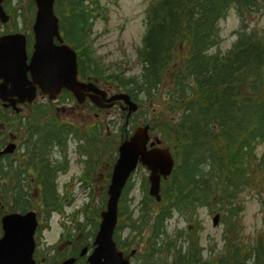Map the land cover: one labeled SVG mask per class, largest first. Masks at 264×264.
<instances>
[{
    "label": "trees",
    "instance_id": "obj_1",
    "mask_svg": "<svg viewBox=\"0 0 264 264\" xmlns=\"http://www.w3.org/2000/svg\"><path fill=\"white\" fill-rule=\"evenodd\" d=\"M98 3L56 0L57 13L69 12L61 16L68 42L83 45ZM229 9L241 27L231 49L221 52L218 22ZM263 9L264 0H148L147 32L137 50L141 70L130 78L131 91L157 105L154 118L144 121L171 149L177 165L172 179L163 182L161 201H142L138 217H127L131 240L126 237L122 244L128 249L140 244L135 256L142 264H264V234L245 241L238 223L240 192H264V153L254 152L264 142V28L260 35L244 25ZM52 112L47 105L32 110ZM97 130L79 127V137H88L92 146L112 147L121 135L105 142ZM27 205L19 189L3 210L24 211ZM201 207L219 213L224 222L223 247L210 245L206 257L193 224ZM172 213L188 226L168 233L165 222ZM116 241L121 243L118 235Z\"/></svg>",
    "mask_w": 264,
    "mask_h": 264
},
{
    "label": "rangeland",
    "instance_id": "obj_2",
    "mask_svg": "<svg viewBox=\"0 0 264 264\" xmlns=\"http://www.w3.org/2000/svg\"><path fill=\"white\" fill-rule=\"evenodd\" d=\"M29 2H27V0H7L5 7L7 10H11L13 23L8 24L7 26L0 23V30L6 31L11 28H21V30L24 31L28 29L33 21L35 12L34 3L31 0L30 5ZM101 5L105 7L107 13H101L98 16L89 33V37L93 41V49L96 52V56L100 57L105 67H109L110 69L116 64L122 65L121 69H124L126 76H129L132 73H138L141 66L136 62L135 52L136 49L141 46L142 36L146 31L145 20L148 0H101ZM244 23L247 31H250L252 28L261 29L264 26V9L260 13L253 14L249 16V18L244 19ZM218 27L221 36L218 48L220 51L225 52L237 40V31L241 27L240 18L235 10H229L226 19H222L218 22ZM101 75H103L106 80L110 81V87L114 85L113 82L111 83L112 79H109V76L106 74ZM36 103L37 105H44L46 101L44 98L40 97L36 99ZM60 104L61 102L59 101L55 103L53 110H58L57 112H54L55 114L60 113L64 115L66 122H71L82 128L84 125L93 124L94 120L92 119V116L94 111L91 110L87 112L90 109L87 105L70 103L69 105L56 107V105ZM156 110L157 105L155 103L150 105V111ZM22 112L28 114L30 113V109L24 107ZM123 121L122 115H120L115 109L111 111L108 110V112H102L100 120L96 121L94 124H107L109 125L110 130L118 132ZM142 121L143 119L140 115L134 116L127 129L131 130L134 126L140 125ZM77 145L76 138L74 141L70 140V148H68L67 153L70 165L68 166L66 173L61 175L57 174L55 177V179H57L60 175L61 177L57 179L58 183H60L59 185H66L69 191L68 198H70V201L65 202L66 205L63 206L64 214L59 215L58 213H54L48 221L43 218V221L46 222H42L36 230L37 235L35 239L39 243L37 253V258L39 260L43 258L45 261H49L50 259L56 258V256H60L61 254L59 253H62L63 250L66 252L70 250L71 247L75 246L73 244L74 241L71 243L62 242V244L58 246L56 245L59 235H61L65 229L70 232L75 231L76 220L71 219V217L83 203H86V199L84 200V198H86L84 193L91 192V189L89 188L85 190L83 188L84 185H78V176L81 173L83 165H78V163L75 162L73 149ZM79 152H81V154L83 153L80 137ZM255 153L258 157L264 153V142L256 146ZM105 171H107L106 164L100 166L94 176L95 180L93 189L97 194L92 201L90 200V210L97 208L95 209V214L101 205V197H99L100 192L105 188V184H107L108 180L107 176H104ZM140 173L141 171L135 174L133 178L134 187L131 191L132 200H126L125 202L126 210L128 212L134 211V215L138 213V205L141 203ZM33 190L30 189L29 191L32 194H36ZM59 193H62V191ZM28 198L36 204L35 197L30 196L29 194ZM239 198L241 200V213L238 218V223L242 225V235L253 238L255 237L256 232L264 229L263 193L260 195L258 190L255 191L253 188L251 190L244 189L240 192ZM1 210L2 209L0 208V211ZM214 214H210L209 210L205 207L199 208L196 212L198 219V236L201 240V246H203L204 249L208 248L210 245H214L218 248L223 245L222 232L224 230V224L220 218V222L217 223V226H213L212 217ZM166 225L168 233L176 228L181 229L188 226L186 220L179 213H172L171 217L166 221ZM89 226V223L84 226L83 230L80 231L81 236L79 235V230H76L74 234V237L79 235V244L81 243L83 246H88L86 244L89 242L91 244L92 242V233H88L91 230ZM118 234L120 235V238L123 239L129 234V231L124 227L118 231ZM247 237L244 239L248 240ZM136 247L140 249L141 246L139 247L137 245ZM142 249L143 247H141V250ZM205 255L206 250L204 251V256ZM63 257L64 255H62V258ZM66 257L69 256L66 255ZM82 260L83 258L79 259L78 264H83ZM131 264H142V262L140 258L136 256L132 259Z\"/></svg>",
    "mask_w": 264,
    "mask_h": 264
},
{
    "label": "water",
    "instance_id": "obj_3",
    "mask_svg": "<svg viewBox=\"0 0 264 264\" xmlns=\"http://www.w3.org/2000/svg\"><path fill=\"white\" fill-rule=\"evenodd\" d=\"M36 14L33 24L34 44L29 64H26L25 39L14 34L0 38V97L14 96L19 102H31L35 98L36 86L50 98L66 88L73 92L79 102H83L85 92H97L91 85L78 83L74 52L65 45L55 46L53 39L61 42L57 18L53 12L54 0H34ZM0 20L7 21L0 6ZM27 72L31 82L27 81ZM9 86V90L7 87ZM95 97V96H94ZM92 100L93 97L91 96ZM123 99L129 105V112L136 106L127 96L117 95L108 100ZM147 127H138L133 135L118 147V158L113 168L108 188L106 211L101 213V222L96 234L93 252L87 258L89 264H129V255L123 256L112 241L116 224L117 201L129 173L138 160L150 171L149 194L159 200V177H166L171 171L173 161L166 149L146 151ZM10 150V149H8ZM218 215L213 218L215 225ZM36 220L32 212L26 215L9 214L2 218L3 235L0 238V264H34L33 232ZM67 260L63 264H71Z\"/></svg>",
    "mask_w": 264,
    "mask_h": 264
},
{
    "label": "flooded vegetation",
    "instance_id": "obj_4",
    "mask_svg": "<svg viewBox=\"0 0 264 264\" xmlns=\"http://www.w3.org/2000/svg\"><path fill=\"white\" fill-rule=\"evenodd\" d=\"M28 41H30L29 36H27ZM77 52V78L83 82H93L95 86L103 91L107 92V97L114 95L112 93V87H110L109 82L104 80L100 75H93L86 63H81L79 65V52ZM96 76L97 78H94ZM93 78L94 81L91 79ZM59 97V98H58ZM45 101H48L47 97H42ZM58 98V99H57ZM53 103L59 101H66V103H74L75 100L72 94L63 91L57 96ZM70 100V101H69ZM87 101V99H86ZM87 104L88 108H95L89 102ZM69 105V104H68ZM2 103L0 102V109ZM123 104L121 101H116L113 103L112 108H118L120 113L122 112ZM106 111V109L101 108L100 114L94 113V117L101 115V112ZM11 119V125L14 127H19V116L12 113H0V152L5 148L8 143H14L16 145V150L12 154H0V208L2 209L5 200H8L10 196L14 199L17 195V191L22 190L21 194L26 196L28 194L32 195L29 191L30 189H36V197L39 198V202L43 198V188L42 185L47 186L51 179L52 170L57 171L56 174H60L63 166L61 165L64 158L68 159V155H64L63 147L70 146V140L66 135V132L62 129L63 120L59 119V123L56 127L57 130H52L49 123H45L46 129H35V130H16L14 132H7L6 135L3 133V127H5L4 119ZM27 118V117H26ZM36 125V124H35ZM76 143L79 144V137L76 139ZM72 153V152H71ZM73 155L75 156V161L79 165V145L73 149ZM101 158H105V155H100ZM114 162V157L110 160ZM25 164V166H24ZM82 173L88 179L94 178V171L83 166ZM107 175V174H106ZM81 182V180H80ZM40 191V194H39ZM33 195V196H34ZM41 207V205H40ZM40 209V208H39ZM4 214L0 212V220ZM46 215L39 211L37 218L40 222L43 221ZM51 216L48 217V220ZM1 230V224H0ZM2 232V231H1ZM63 234L60 235V237ZM75 242L67 241L68 243L73 242L75 246L71 247V252H74L78 248V238L76 237ZM36 264H51V261H45V259L39 260L37 255L35 256Z\"/></svg>",
    "mask_w": 264,
    "mask_h": 264
}]
</instances>
